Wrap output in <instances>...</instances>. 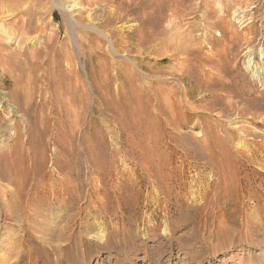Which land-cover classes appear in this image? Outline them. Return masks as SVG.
Here are the masks:
<instances>
[{"label": "rangeland", "instance_id": "rangeland-1", "mask_svg": "<svg viewBox=\"0 0 264 264\" xmlns=\"http://www.w3.org/2000/svg\"><path fill=\"white\" fill-rule=\"evenodd\" d=\"M94 1L83 0L82 9L76 13L84 17L83 22L88 20L107 32L115 51L98 32L79 30L84 40L82 54L86 52L83 64L91 85L74 61L73 68L64 61L57 63V51L31 59L29 50L36 48L31 43L23 55L4 60L0 66V158L14 157V166H10L14 170H4L0 164V264H264V84L260 79L264 45L257 39L250 54L230 55L227 71L219 77L221 81L236 80L232 100L245 107L246 113L219 117L221 110L228 109V93L219 91L216 97L207 92L192 93L185 102H192L193 108L181 102L179 112L166 109L159 114L155 101V110L150 109L147 78L142 79L134 67L146 73L153 65L154 74L158 72L168 84L177 85L176 64L184 57L169 56L171 47L158 40L149 44L148 37L156 31L172 37L175 32L193 30L201 11L194 8V3L177 0ZM0 5L7 8V2L0 0ZM47 10L52 12V19L46 29L56 28L60 41L64 40L61 11L55 7ZM263 11L264 6L255 16H264ZM5 17L0 12V29ZM210 34L220 39L215 31ZM207 48L203 44L201 53H207ZM153 51L161 54L154 56ZM26 60L30 61L29 69ZM256 67L262 72L258 76L253 73ZM74 69L81 71L79 80L72 74ZM241 72L251 86L240 80ZM24 75H29V80ZM26 105L47 113V119H38L36 127L43 134L32 144L26 142L30 120L26 118L30 115ZM253 112H261V119ZM170 113L172 125L165 119ZM120 124L136 132L135 142L142 145L137 148L143 149L144 142L153 140L148 150L140 155L136 152L139 158H134L127 143L121 142L123 138L119 139ZM210 126L219 134L234 131L232 142L224 139L221 148H213L214 156L221 155V161L214 163L201 158L205 153L199 145L203 143H195L204 134L209 142L216 138L210 137L217 134L216 130L207 132ZM244 129L254 134L243 135ZM17 130L19 138L23 136L20 140L15 138ZM65 133L64 146L57 135L63 137ZM43 135L46 140L42 145ZM175 138L181 146L176 145ZM216 140L218 143L220 139ZM59 145L69 153L71 171L79 172L77 194L60 191L50 180L59 178L49 163L53 156H61ZM33 154L38 155L33 156L37 161L31 159ZM43 156L46 162L40 159ZM86 157L99 168L95 172L96 191L90 186L92 181L84 177L90 166ZM148 160L158 172L148 173L142 168ZM221 169L230 174L231 180L223 183V177L218 178ZM42 173L43 180L39 179ZM85 188L94 191L92 203L84 195ZM256 206L261 221L253 215ZM250 226L252 231L246 230Z\"/></svg>", "mask_w": 264, "mask_h": 264}, {"label": "bare ground", "instance_id": "bare-ground-1", "mask_svg": "<svg viewBox=\"0 0 264 264\" xmlns=\"http://www.w3.org/2000/svg\"><path fill=\"white\" fill-rule=\"evenodd\" d=\"M1 1L7 2V8L3 9L0 5V7L2 9V10H0V12L5 13V16L7 17V19H6V17L4 18V19H6V20H3V26L4 27L2 26L0 29V66H2V63L4 60H9V59L15 60L18 58V55H23V53L26 49H30V43H31L32 45L33 44L36 45L35 46L36 48L29 50L30 51L29 57L31 59H33V58L38 59L39 57L41 58V56H43L42 55L43 52H46V53L52 52L53 53L54 51H57L58 52L57 55L60 57V60L58 59L57 55H56V58L55 59L53 58V59L55 61H57V63H59L61 61V64L66 62V65L68 64L69 67H72L74 62H75V64L77 63V65L79 67H81V70L83 71V77L85 78L86 83L91 85L92 82H91V80H90V78H89V76L85 70L86 67H84L85 63L83 62V55H85L86 52H85V54L84 53L82 54V48H81L82 41H81V39L83 40V38H82L83 36L80 37L81 35L79 33V30L80 29H87V30H92V31L98 32L101 36H103L108 41V44H109L111 51L112 52L115 51L113 46H112L113 43H112V40L110 38V35L107 32H105L103 29H100L101 27L99 28L94 23H89L87 19H86L87 21L83 22L82 19L84 17L81 18V16H78V13L80 12L79 10L82 9V1L83 0H80V1L78 0L79 1L78 3H76V2L74 3L73 2L74 0L73 1L72 0H1ZM176 2L177 3L188 2L189 4L194 3V5H195L194 8H199V10L201 11V14L197 15L198 23L193 28V30H186V31L183 30V32H175V35H173L172 37H164V33H162L161 31H156V32H153L151 34V36L149 35V37H148V43L149 44H152L153 42H155L157 40L161 41L164 45L169 46V48L171 47L170 48L171 52L169 53V56L174 57L175 59H179L180 57H184L178 63L176 62L177 64H176V71L174 73L175 74L174 78H175V80H177V85L176 84H168L167 81H165V79L160 74H158L157 71H155V73L157 72V74H154L153 73V71H154L153 65L149 66L148 72H146V73H143L141 71L140 67L135 65L136 67H134V68H136L137 71L141 74V78L142 79H144V77L147 78V80L145 81V86H146L145 88L147 89L149 95L151 96V101L149 104L150 109L152 110L155 108V104H154V101H155L159 114H161L160 112H162V111L166 112V109L171 113H174L176 109L179 112L180 109H182L180 107L181 102H182L184 107H186V105L188 106V108L194 107L192 105V102L191 103H188L187 101L185 102V100L187 98L188 99L190 98V95H192V93L194 95V94H201L203 92H207V93H209L208 95H210V96L215 95V97H216L220 94L219 91H224V92L226 91L228 93L226 96L228 109L221 110L219 112L218 116L228 118L230 116V113H232V112H235V114L244 113L245 107L238 106L239 103L237 104L236 101L232 100L234 97L233 86H236V83H237L236 80L232 77L231 80H229V81H227V80L221 81V79L219 77H221V74H223L227 71V67L229 64L228 61H229L230 55H237L240 52L250 54L252 52V49L254 48L255 41L257 39H259V41L257 42L259 45H261V46L264 45V27L262 26V25H264V24H262L264 22V16L258 17V18L255 16V13H257V11L261 10L262 6H264V0H177ZM67 3H71V4H67ZM5 6H6V4H5ZM172 6L174 8H177L173 4H172ZM49 7L58 8V10H60L62 15H63L62 17H63V21H64V26H65V30H64L65 31V37L64 38L66 39V42L64 41L65 39L63 40L62 38L61 39L64 42H62V40L60 41L59 32L57 31L56 28H54L55 30H51V31H49V29L48 30L46 29V27H48L47 25L51 24L50 19H52V14H51L52 12L49 11L50 9L47 10ZM40 9H43V10L41 11ZM44 9L46 11H44ZM77 11H78V13H76ZM175 13H177V10H173V14H175ZM210 13L212 15H210ZM263 13H264V11H263ZM47 15L49 16L48 17L49 19H46ZM92 19H93V17H92ZM153 20H155V19H153ZM93 21H94V19H93ZM236 22H240L239 26L236 25ZM0 26H1V24H0ZM84 31H86V30H84ZM193 31L195 33H193ZM214 31L216 32V36H218L220 39H217V38L215 39L210 34V33H214ZM32 40H33V42H31ZM220 41H221V43H220ZM171 43L174 44V47L170 46ZM92 44H93V42H92ZM203 44L208 47L207 53H201ZM83 45H86V44H83ZM82 47L84 48V46H82ZM57 48L59 51L57 50ZM26 54H28V53H26ZM160 54H161L160 51H153L154 56H158ZM46 56H48V54ZM51 56H53V55H51ZM49 57H50V54H49ZM23 58H25V57H23ZM21 60H24V59H21ZM26 61H28V63L30 62L29 60H26ZM62 61H64V62H62ZM24 62H25V60H24ZM18 65H21V64H18ZM28 65L26 67H28V69H29L30 63ZM33 65L31 64L32 67H34ZM11 66H13V63ZM14 68L16 69V67H14ZM24 68L22 66V69H24ZM66 68H68V67H66ZM74 68H76V67H74ZM22 69H20V70H22ZM76 69H74L73 71L71 70V71H72V74L74 73L73 76H76L77 80H79L80 79L79 75H81V74H79L78 71H80V69L79 70H76ZM257 69H258V67H256V69L253 71V73H256L258 76V73L260 72L259 74H261L262 72L261 71L258 72L259 69L258 70ZM20 70H18V72H20ZM33 70L36 71L37 69L34 68ZM64 70H66V69L64 68ZM24 71H26V70H24ZM35 71H33V73ZM29 72H31V71H29ZM20 74H21V72H20ZM22 74H23V72H22ZM24 76H26L27 80H29V78H28L29 75L28 76L24 75ZM20 77H22V76L20 75ZM20 77H18V78H20ZM35 78L33 77V79H35ZM118 78H121V75L118 76ZM33 79L31 78L32 81H33ZM260 79L262 80V82L264 84V72H263V75L260 76ZM35 80H37V78ZM121 80H122V78H121ZM240 80L244 84H246L247 86L248 85L251 86V84H252L250 82V79L247 78L242 72H241ZM34 81H33V83H34ZM33 83L31 82V84H33ZM243 83L240 82L241 85ZM37 84H38V82H37ZM165 87H167V90L165 89ZM21 88L23 89V87H21ZM217 91L219 93H217ZM38 92H39V90H38ZM46 94H47V92H46ZM38 96H39V94H38ZM201 97H200V99H202ZM241 103L245 105L246 101L244 99H241ZM29 105H32V104L29 103ZM26 106H27V109L29 108L28 111L30 113L29 117H26L28 113L26 115H24L26 118H30V120L28 119L29 121L26 120L27 124L25 123L27 125V127H26V125H25V127L28 128V130H29V132L27 133V137H26L27 141L26 142L28 144H32L34 139H36V138L38 139V137L42 136V134H43V133L41 134L40 131L38 132L36 130V127L38 125V119L41 122L45 121L47 113L42 112L41 110H36L37 108L34 107V105L30 106V107L28 105H26ZM28 111H25V112H28ZM171 113H170V117L165 118L167 120L166 122L168 123V125H172L173 121H174L173 114H171ZM260 113L261 112H258V113L253 112L252 114L254 115V117L261 119ZM262 118H264V117H262ZM136 119H138V117ZM58 124H59V122H58ZM45 125H48L47 121H46ZM42 126L43 125H41V128H42ZM44 128H45V126L43 127V129ZM39 130H40V128H39ZM212 130L213 129L210 126L207 132H212ZM214 130H216V129H214ZM147 131H148V129L145 130L146 133H147ZM221 131H222V128H221ZM15 132H16L15 138L20 140L21 137H23V136H20V138H19V135L17 133L18 130ZM44 133L46 134L47 132H44ZM48 133L50 134L49 130H48ZM71 133H72V136H74V129L71 131ZM85 133L87 134V132H85ZM216 133L217 134H210V135H212L210 137H213V136L216 137V138L213 137L214 139L211 141L212 143L209 142L208 136H206L205 134H204L203 139H195L196 144L203 143V144L199 145V146H202L203 152L205 153V154L203 153L204 155H201V158L209 160V162H212V163H214V161H221V158H220L221 155L220 156L218 155V157H216L212 153L213 148L214 149L215 148H217V149L221 148L224 139H228L231 142H232V139L234 140V131H225V132H223V134H219V131L216 130ZM242 134L247 135V134H254V133L250 129H247V130L244 129ZM44 135H43L42 139L40 140L41 141L40 144H42V140L44 142L46 140V138H45V140L43 139ZM103 135L105 136V134L100 133L101 137ZM135 135H136V132L129 130L128 128H126L125 125L120 124V126H119V139L121 140L123 138V140H121V142L123 141V142L127 143V145H128L127 147H129V151L131 152L132 155L134 154L133 157L137 159V157L143 151L148 150L151 147L150 142H152L153 140L152 141L149 140V141L144 142L147 145L143 144L144 148L140 149L137 147L141 145V142H139L138 144L135 142V138H134ZM65 137H67L66 133L63 135V137H61L59 134L57 135V138L61 140V142H59V143H61L62 145H64L67 141V140H65ZM217 138L220 139L218 143L216 140ZM29 139H30V143H29ZM51 139H53V138H51ZM50 141H52V140H50ZM178 141H180V140H178V138L177 139L175 138L176 145L181 146V144L178 143ZM34 144H33V147H34ZM38 145H39V143H38ZM62 145L61 146L59 145L60 146L59 151L61 153V156H53L52 158L49 159V163H51L52 168H54L58 171L59 178L58 179L50 178V180H52V185L56 184L58 187L61 188L60 191L62 190V192L65 191L64 193L77 194L78 191H80V186H81L80 179L81 178L78 176L79 172L77 174L76 171H73V172L71 171L72 167H71V164L69 163V153H67L68 155L66 154L67 151H65V147L62 148L63 147ZM68 145H71V144H68ZM184 146H186V145H184ZM184 146L182 147L183 151L186 150L184 148ZM31 151L33 152V150H31ZM36 152H37V150H36ZM136 152H139L138 153L139 155L136 154ZM40 153H41V151H40ZM85 155H87V153ZM136 155H138V156H136ZM31 156L32 157L34 156L36 158L38 157L37 154L36 155L33 154ZM39 156H41V155H39ZM32 157H31V159H35L34 157L33 158ZM15 158H16V156H15ZM17 159H19V158H17ZM40 159L43 160V162H46L48 160V159H46L45 156L40 157ZM13 161H14V157H5L4 156V157L0 158V164H2L3 167H5V168L9 166L8 169L4 168V170H7L9 172L11 169L10 166H14ZM33 161H37V160L35 159ZM85 162L87 164L89 162L90 166H89V170H86V175L84 172V177L88 180L89 183H90V181H92V184L90 186L92 187V189L95 190V189H97L95 172L99 168L96 167V164L94 163L93 159H91V157H86ZM27 163H28V161H27ZM147 164H150V166ZM16 165H18V164H16ZM22 166H21V168H24ZM154 166H155V164H152L150 162V160H148V162H145L142 164V168H144L148 173H150L152 171L158 172L157 168H154ZM3 167H0V168L3 169ZM25 169H26V167H25ZM25 169H23V170H25ZM12 170H14V169H11V171ZM38 170H37V172H38ZM221 171H222V173L220 172L218 178L223 177V183H226L227 180H231L232 177H230V174L227 171H225L224 169H221ZM9 172H8V174H9ZM15 173H17V172H15ZM72 173H73V175H72ZM45 175H46V173H45ZM5 176H6V174H5ZM32 178H33V176H32ZM43 178H44V175L42 173V175L40 176L39 179L43 180ZM86 185H88V184H86ZM90 186H88V187H90ZM225 189L227 190V187H225ZM84 191H85V194H84L85 197L90 201L92 199L91 194H93L94 191L89 190L88 188H85ZM262 208H263V206H262ZM259 212L260 211L258 210V208L256 206L255 214H253L254 217L256 218V221H261L263 218L261 216V214H259ZM251 228H252V226H250L246 230L252 231ZM60 236H62V235H60ZM64 236H63V238H64ZM65 239L66 238H64V240ZM67 240H68V238L66 239V241Z\"/></svg>", "mask_w": 264, "mask_h": 264}]
</instances>
